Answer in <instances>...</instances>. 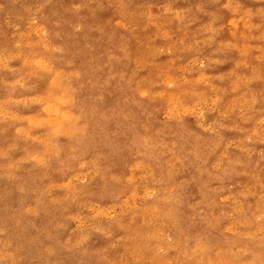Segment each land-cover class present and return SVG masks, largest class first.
Masks as SVG:
<instances>
[{"label":"rangeland","instance_id":"rangeland-1","mask_svg":"<svg viewBox=\"0 0 264 264\" xmlns=\"http://www.w3.org/2000/svg\"><path fill=\"white\" fill-rule=\"evenodd\" d=\"M128 1L0 0V264H185L182 251L190 241L192 227L218 244H229L227 240L236 231L232 218L223 224L216 217L215 222L203 216L193 220L198 202L203 203L206 214L220 203L264 207V42L260 38L264 33V0ZM226 3L242 5L239 16L247 25L232 36L226 34L233 17L230 9L222 8ZM249 47L252 51L244 57V49ZM40 59L54 64L52 68L65 77L71 90L82 82L89 84L87 98L98 108L90 120L94 134L91 136L79 107L70 104L77 111L68 108L76 119L70 126L75 132L82 130V137H68L82 148H95L96 162L81 156L72 159V151L66 150L56 131V114L48 107H59L54 104L61 94L52 83L53 74L48 76L32 67V62ZM247 112L251 117L242 121ZM120 115L129 119L133 133L125 131ZM166 129L176 135L162 137L161 154L131 159L129 166L117 168L115 154L126 152L134 133L147 135L151 130ZM183 131L191 136H183ZM62 149L66 157L59 158L55 152ZM181 150L192 156L200 154L205 173L225 176V182L223 178L206 182L202 174L187 167ZM169 155H173L172 160ZM254 223V231L264 243V222Z\"/></svg>","mask_w":264,"mask_h":264},{"label":"bare ground","instance_id":"bare-ground-1","mask_svg":"<svg viewBox=\"0 0 264 264\" xmlns=\"http://www.w3.org/2000/svg\"><path fill=\"white\" fill-rule=\"evenodd\" d=\"M55 1V0H54ZM94 1V0H93ZM111 1V0H110ZM131 1V0H130ZM130 1H128V2H130ZM136 1V0H135ZM165 1H167V0H165ZM242 1H244V0H242ZM96 2V1H95ZM99 2V1H98ZM103 2H105V1H103ZM150 2V1H149ZM169 2H170V0H169ZM185 2V1H184ZM195 2V1H194ZM80 3V2H79ZM143 3V2H142ZM186 3V2H185ZM190 3H191V1H190ZM200 3H202V2H200ZM85 4V3H84ZM95 4H97V3H95ZM99 4V3H98ZM108 4V3H107ZM135 4V3H134ZM152 4V3H151ZM167 4H169V3H167ZM188 4V3H187ZM198 4V3H197ZM229 5V7H227V8H225L224 7V5ZM226 4H224L223 6H222V8H224V9H230L231 11H232V13H233V17H232V19H231V21L227 24V26H226V34L227 35H229V36H232L233 35V32L235 33V32H240L245 26H247V25H244V23L242 22V16H239L241 13H242V5H240L239 7L238 6H236L234 3L233 4H229V3H226ZM249 4H251V3H249ZM41 5V4H40ZM46 5H47V3H46ZM70 5V4H69ZM101 5V4H100ZM104 5V4H103ZM130 5V4H129ZM48 6V5H47ZM83 6H85L86 7V5H83ZM102 6V5H101ZM114 6V5H113ZM141 6V5H140ZM199 6V5H198ZM58 7H60V6H58ZM98 7H100V6H98ZM143 7V6H142ZM188 7H189V5H188ZM260 7H262V6H260ZM259 7V8H260ZM71 7H69L68 9H70ZM103 8V7H102ZM109 8V7H108ZM129 8V7H128ZM144 8V7H143ZM147 8V7H146ZM181 8V7H180ZM197 8V7H196ZM67 9V8H66ZM79 9H80V7H79ZM99 9V8H98ZM101 9V8H100ZM114 9V8H113ZM148 9V8H147ZM198 9V8H197ZM71 10H72V8H71ZM194 10V9H193ZM99 11V10H98ZM98 11L96 12V13H98ZM105 11V10H104ZM131 11V10H130ZM135 11V10H134ZM184 11V10H183ZM89 12V11H88ZM115 12V11H114ZM181 12V11H180ZM222 12H224V11H222ZM53 13H56L55 11L53 12ZM72 13V12H71ZM75 13V12H74ZM73 13V14H74ZM173 13V12H172ZM225 13V12H224ZM76 14H77V12H76ZM130 14V13H129ZM179 14V13H178ZM184 14V13H183ZM46 15V14H45ZM167 15V14H166ZM253 15V14H252ZM61 16V15H60ZM71 16V15H70ZM114 16H116V15H114ZM161 16V15H160ZM168 16V15H167ZM170 16V15H169ZM206 16V15H205ZM247 17V16H246ZM74 18V17H73ZM122 18V17H121ZM134 18V17H133ZM132 18V19H133ZM166 18V17H165ZM171 18V17H170ZM169 18V19H170ZM223 18V17H222ZM225 18V17H224ZM223 18V19H224ZM227 18V17H226ZM225 18V19H226ZM75 19V18H74ZM168 19V20H169ZM78 20V19H77ZM85 20V19H84ZM121 20V19H120ZM157 20H159V19H157ZM171 20H173V19H171ZM71 21V20H70ZM76 21V20H75ZM143 21H145V20H143ZM165 21H166V19H165ZM223 21V20H222ZM255 21V20H254ZM90 22V21H89ZM113 22V21H112ZM147 22V21H146ZM152 22V21H151ZM155 22H156V20H155ZM258 22V21H257ZM140 23H141V21H140ZM147 23H149L150 24V22H147ZM172 23V22H171ZM170 23V24H171ZM176 23V22H175ZM174 23V24H175ZM199 23V22H198ZM73 24V23H72ZM148 24V25H149ZM137 25V24H136ZM147 25V26H148ZM81 26V25H80ZM90 26V25H89ZM157 26V25H156ZM164 27H165V25H163ZM191 26V25H190ZM193 26V25H192ZM109 27V26H108ZM107 27V28H108ZM167 27V26H166ZM169 27V26H168ZM172 27V26H171ZM82 28V27H81ZM95 29H96V27H95ZM118 29V28H117ZM126 29V28H125ZM161 29V28H160ZM177 30V29H176ZM46 31V30H45ZM75 31V30H74ZM109 31V30H108ZM107 31V32H108ZM126 31V30H125ZM171 31V30H170ZM175 31V30H174ZM177 32V34H178V31H176ZM117 33V32H116ZM130 33V32H129ZM175 33V32H174ZM262 33V32H261ZM74 34V33H73ZM224 34H225V32H224ZM235 34H238V33H235ZM103 35V34H102ZM101 35V36H102ZM42 36V35H41ZM107 36H109V35H107ZM129 36V35H128ZM130 36H132V35H130ZM47 37V36H46ZM74 37V36H73ZM130 38V37H129ZM133 38V37H132ZM222 38H223V36H222ZM260 38H262V40H263V42H264V33L263 34H261V36H260ZM35 39V38H34ZM34 39H33V41H34ZM214 39V38H213ZM215 39H216V37H215ZM32 41V40H31ZM106 41V40H105ZM126 41V40H125ZM133 41H135L134 40V38H133ZM217 41L219 42V41H221V39L219 40V38H217ZM46 42V41H45ZM123 42V41H122ZM47 43V42H46ZM50 43V42H49ZM48 43V44H49ZM220 43V42H219ZM51 44H52V42H51ZM87 45V44H86ZM33 46H35V48L37 47L36 45H33ZM42 46V45H41ZM116 46V45H115ZM140 46V45H139ZM138 46V47H139ZM3 47H5V46H3ZM25 47H27V46H25ZM43 47V46H42ZM51 47V46H50ZM145 47V46H144ZM214 47V46H213ZM28 48V47H27ZM38 48V47H37ZM36 48V49H37ZM64 48L66 49V47L64 46ZM121 47H119V49H120ZM31 49V48H30ZM47 49V48H46ZM91 49V48H90ZM151 49V48H150ZM201 49V48H200ZM199 49V50H200ZM204 49H206L205 47H204ZM250 49H252L251 47H249V48H246V49H244V51H245V53H243V55H244V57H248L249 56V54L251 53V51L252 50H250ZM50 50V49H49ZM61 50V49H60ZM59 50V51H60ZM109 50V49H108ZM122 50V49H121ZM155 50H157V49H155ZM0 51H1V49H0ZM32 51V50H31ZM35 51V50H34ZM39 51H41V50H39ZM43 51V50H42ZM59 51H57V52H59ZM192 51V50H191ZM204 51H206V50H204ZM209 51V50H208ZM261 51V50H260ZM8 52V51H7ZM140 52H142V51H140ZM144 52V51H143ZM180 52V51H179ZM233 52V51H232ZM261 52H263V51H261ZM29 53H30V51H29ZM51 53V52H50ZM147 53V52H146ZM187 53V52H186ZM217 53H219V52H217ZM39 54H40V52H39ZM39 54H36L35 53V55H36V57H37V55H39ZM45 54V53H44ZM137 54V53H136ZM141 53H139V55H140ZM255 54V53H254ZM40 55H42V54H40ZM124 55V54H123ZM176 55V54H175ZM219 55V54H218ZM230 55V54H229ZM237 55V54H236ZM50 56V55H49ZM88 56V55H87ZM227 56V55H226ZM6 57H8V56H6ZM27 57V56H26ZM30 57V56H29ZM35 57V58H36ZM39 57V56H38ZM127 57V56H126ZM139 57V56H138ZM220 57V56H219ZM222 57V56H221ZM220 57V58H221ZM235 57V56H234ZM31 58V57H30ZM50 58H51V56H50ZM135 58V57H134ZM136 58H137V56H136ZM215 58V57H214ZM127 59V58H126ZM137 59H139V61H140V58H137ZM142 59V58H141ZM33 60H34V58H33ZM46 60V59H45ZM45 60H42V59H40V60H38V61H35V62H32V67L34 68V69H36L37 71H39V72H47L48 73V76L50 75V74H53V77L51 78L52 79V83H53V85H57L56 87H58V89H59V91H60V94L61 95H58V96H60L59 98H58V102H57V104H54V105H58L59 107H56V106H52V105H50V106H48V107H50V109H52L53 108V110H54V112H55V114H56V131H57V133H58V135H61V137H63V142H65V145H66V150H71L72 151V153H73V155H72V159H77V158H79V156H81L82 157V159H88L89 161H91V162H96V159L98 158L99 159V157H98V155H97V152H96V150H95V148L93 149V148H91V146L90 145H86V146H84L83 148L81 147V146H79V145H77L73 140H72V138H75V137H82V130H81V132L79 131V132H75L73 129H72V126H70L71 124H73V123H75V120L76 119H74L75 118V116L73 115V113H69V111H68V108H71L72 110H74L71 106H70V104L71 105H74V107H79V110H80V114H81V116H82V118L84 119V120H86L88 123H89V125H88V129H89V132H90V134H91V136L94 134V130L92 129V127H91V125H90V120H91V117H94L95 116V114H96V112L98 111V108H96V106H93V105H91V103L89 102V100H88V95H89V91H90V86H89V84H87V83H80V84H78V85H76L75 86V88H72V90L67 86V84H66V82H64V80H63V78L65 79V77H62L59 73L60 72H58V71H56L54 68H52V65L53 66H55L54 64H48ZM119 60V59H118ZM136 60V59H135ZM145 60V59H144ZM180 60V59H179ZM185 60V59H184ZM257 60V59H256ZM47 61H50V60H47ZM220 61V60H219ZM27 62V61H26ZM29 62V61H28ZM51 62V61H50ZM226 63V62H225ZM27 64V63H26ZM227 64V63H226ZM29 65V64H28ZM28 65H26V67H28ZM31 65H29V66H31ZM103 65V64H102ZM57 66H58V64H57ZM135 66V65H134ZM159 66V65H158ZM230 66V65H229ZM259 66H260V64H259ZM135 68V67H134ZM230 68H233L232 66L230 67ZM153 69V68H152ZM28 70H29V68H28ZM33 70V69H32ZM110 70V69H109ZM137 70V69H136ZM149 70V69H148ZM244 70V69H243ZM259 70V69H258ZM31 71V70H30ZM55 71H56V74H55ZM133 71V70H132ZM174 71V70H173ZM227 71V70H226ZM254 71V70H253ZM38 72V73H39ZM76 72V71H75ZM121 72H123V71H121ZM136 72V71H135ZM147 72H149V71H147ZM193 72V71H192ZM243 72H245V71H243ZM34 73V72H33ZM152 73V72H151ZM171 73V72H170ZM253 73V72H252ZM37 74V73H36ZM41 74V73H40ZM63 74H64V72H63ZM74 74V73H73ZM134 74V73H133ZM195 74V73H194ZM34 75V74H33ZM66 75V74H65ZM68 75V74H67ZM66 75V76H67ZM118 75V74H117ZM116 75V76H117ZM120 75H122L121 73H120ZM152 75V74H151ZM196 75V74H195ZM224 75V74H223ZM226 75V74H225ZM235 75V74H234ZM70 76H71V74H70ZM74 76V75H73ZM111 76V75H110ZM148 76H150L149 74H148ZM206 76H207V74H206ZM37 77V76H36ZM41 77V76H40ZM122 77H123V75H122ZM132 77V76H131ZM188 77H189V75H188ZM229 77H231V76H229ZM29 78V77H28ZM67 78V77H66ZM111 78V77H110ZM150 78H152V76L150 77ZM203 78V77H202ZM235 78V77H234ZM48 79V78H47ZM146 79V78H145ZM229 79V78H228ZM233 79V78H232ZM254 79H255V77H254ZM118 80H119V78H118ZM121 80L123 81V78H121ZM143 80V79H142ZM141 80V81H142ZM153 80H155V78L153 79ZM215 80H218L217 78L215 79ZM230 80V79H229ZM229 80H227V81H229ZM106 81V80H105ZM135 81V80H134ZM185 81V80H184ZM186 81H188V80H186ZM198 81H200V80H197L196 81V83L198 82ZM38 82H40V81H38ZM118 82V81H117ZM252 82V81H251ZM105 83V82H104ZM135 83H137V82H135ZM139 83V82H138ZM141 83V82H140ZM187 83V82H186ZM185 83V85H187ZM235 83V82H234ZM70 84V83H69ZM153 84V83H152ZM164 84V83H163ZM192 84V83H191ZM214 84V83H213ZM233 84V83H232ZM252 84H253V82H252ZM140 85V84H139ZM145 85H146V82H145ZM155 85V84H154ZM183 85V84H182ZM189 85V84H188ZM193 85V84H192ZM192 85H190V86H192ZM29 85H27V87H28ZM142 86H144V85H142ZM147 86V85H146ZM149 86V85H148ZM161 86V85H160ZM180 86V85H179ZM219 86V85H218ZM229 86V85H228ZM14 87H16V86H14ZM30 87V86H29ZM71 87V86H70ZM135 87V86H134ZM140 87H141V85H140ZM140 87H138V90H139V88ZM152 87V86H151ZM159 87V86H158ZM182 88H184L183 86H181ZM188 87V86H187ZM242 87V86H241ZM264 87V86H263ZM262 87V88H263ZM30 88H33V87H30ZM136 88H137V86H136ZM145 88V87H144ZM162 88V87H161ZM173 88V87H172ZM195 88V87H194ZM207 88V87H206ZM227 88H229V87H227ZM56 89V88H55ZM70 89V90H69ZM117 89V88H116ZM163 89V88H162ZM165 89H167V88H165ZM231 89V88H230ZM29 90V89H28ZM160 90V89H159ZM170 90V89H169ZM227 90V89H226ZM226 90H223V91H226ZM233 90V89H232ZM245 90V89H244ZM258 90H260L259 89V87H258ZM33 91V90H32ZM48 91H49V89H48ZM152 91H154V90H152ZM166 91H168V90H166ZM183 91V90H182ZM199 91V90H198ZM229 91V90H228ZM264 91V90H263ZM13 92V91H12ZM47 92V91H46ZM45 92V93H46ZM178 92V91H177ZM181 92V91H180ZM210 92V91H209ZM240 92H242V91H240ZM252 92V91H251ZM257 92V91H256ZM11 93V92H10ZM57 93V92H56ZM59 93V92H58ZM137 93H139V92H137ZM182 93V92H181ZM131 94V93H130ZM167 94V93H166ZM178 94V93H177ZM186 94V93H185ZM205 94H206V92H205ZM209 94V93H208ZM221 94V93H220ZM234 94V93H233ZM259 94V93H258ZM39 95V94H38ZM42 95V94H41ZM53 95H55V94H53ZM187 95V94H186ZM227 95V94H226ZM237 95V94H236ZM8 96V95H7ZM24 96V95H23ZM31 96V95H30ZM56 96V95H55ZM109 96V95H108ZM172 96V95H171ZM213 96V95H212ZM234 96V95H233ZM253 96H255V95H253ZM67 97V98H66ZM141 97V96H140ZM179 97H181V95L179 96ZM191 97V96H190ZM205 97V96H204ZM208 97V96H207ZM229 97V96H228ZM152 98V97H151ZM150 97H149V99H151ZM162 98V97H161ZM166 98V97H165ZM171 98V97H170ZM169 98V99H170ZM181 98H183V97H181ZM203 98V97H202ZM263 98V97H262ZM167 99V98H166ZM176 99H177V97H176ZM175 99V100H176ZM180 99V98H179ZM197 99H199V98H197ZM209 99V98H208ZM252 99V98H251ZM130 100H132V99H130ZM152 100V99H151ZM228 100V99H227ZM230 100V99H229ZM32 101V100H31ZM34 101H35V99H34ZM73 101V102H72ZM160 101V100H159ZM180 101V100H179ZM26 102V101H25ZM28 102V101H27ZM27 102L25 103V104H27ZM33 102V101H32ZM50 102V101H49ZM150 102V101H149ZM172 102V101H171ZM174 102V101H173ZM176 102V101H175ZM178 102V101H177ZM186 102V101H185ZM188 102V101H187ZM201 102V101H200ZM260 102H261V100H260ZM31 103V102H30ZM131 103H133L132 101H131ZM141 103H142V101H141ZM181 103V102H180ZM218 103V102H217ZM75 104H78V106L77 105H75ZM121 104V103H120ZM137 104V103H136ZM165 104V103H164ZM196 104V103H195ZM215 104V103H214ZM228 104V103H227ZM255 104V103H254ZM163 105V104H162ZM176 105V104H175ZM216 105V104H215ZM220 105V104H219ZM234 105V104H233ZM247 105V104H246ZM264 105V104H263ZM171 106V105H170ZM176 106H178L179 107V105L177 104ZM187 106H189V105H187ZM192 106V105H191ZM223 106V105H222ZM175 107V106H174ZM252 107V106H251ZM41 108V107H40ZM43 108V107H42ZM222 108V107H221ZM225 108H226V106H225ZM97 109V110H96ZM184 109H186V107H184ZM217 109V108H216ZM256 109V108H255ZM163 110V109H162ZM247 110V109H246ZM252 110V109H251ZM43 111V110H42ZM75 112H77L76 110H74ZM154 111H155V109H154ZM184 111V110H183ZM196 111H197V109H196ZM40 112V111H39ZM73 112V111H72ZM170 112V111H169ZM193 112V111H192ZM215 112V111H214ZM235 112V111H234ZM237 112V111H236ZM255 112V111H254ZM258 112H259V110H258ZM41 113H43V112H41ZM179 113V112H178ZM181 113H183L182 111H181ZM189 113H191L190 111H189ZM233 113V112H232ZM260 113V112H259ZM264 113V112H263ZM39 114V113H38ZM37 114V115H38ZM45 114V113H44ZM51 114V113H50ZM194 114V113H193ZM192 114V115H193ZM256 114V113H255ZM255 114H253L254 116H255ZM258 114V113H257ZM262 114V113H261ZM158 115V114H157ZM202 115H203V113H202ZM215 115H216V113H215ZM240 115V114H239ZM251 114H250V112H247V113H245L242 117H241V120L242 121H244L243 119H247L246 117H251L250 116ZM36 116V115H35ZM39 116V115H38ZM171 116V115H170ZM179 116H181V115H179ZM178 116V117H179ZM204 116V115H203ZM237 116V115H236ZM46 117H47V115H46ZM224 117V116H223ZM238 117V116H237ZM236 117V118H237ZM156 118V117H155ZM218 118V117H217ZM229 118V117H228ZM194 119H197V117H195ZM221 119V118H220ZM29 120H31V119H29ZM120 120H121V123H122V125H124V129H125V131L126 130H129V131H132V133H133V130H134V128H133V125L130 123V121H129V119L126 117V116H124V115H120ZM146 120V119H145ZM171 120V119H170ZM181 120V119H180ZM188 120V119H187ZM237 120V119H236ZM239 120V119H238ZM254 120V119H253ZM164 121V120H163ZM175 121V120H174ZM205 121V120H204ZM211 121H213V120H211ZM216 121V120H215ZM214 121V122H215ZM162 122V121H161ZM247 122V121H246ZM251 122V121H250ZM46 123H48V122H46ZM180 123H181V121H180ZM219 123V122H218ZM221 123V122H220ZM252 124H253V122H251ZM43 124V123H42ZM41 124V125H42ZM202 124H203V122H202ZM205 124H207V123H205ZM209 124V123H208ZM223 124V123H222ZM221 124V125H222ZM51 125V124H50ZM63 125V126H62ZM215 125V124H214ZM220 125V124H219ZM220 125V126H221ZM233 125V124H232ZM44 126V125H43ZM46 126L48 127V125L46 124ZM165 126V125H164ZM205 126V125H204ZM216 126V125H215ZM227 126V125H226ZM255 126V125H254ZM31 127V126H30ZM53 127H54V125H53ZM201 127V126H200ZM234 127V126H233ZM33 128V127H32ZM36 128V127H35ZM40 128V127H39ZM50 128V127H49ZM83 128H84V126H83ZM143 128H144V126H143ZM194 128V127H193ZM238 128H239V126H238ZM240 128H242V127H240ZM253 128V127H252ZM146 129V128H145ZM245 129V128H244ZM256 129V128H255ZM255 129H253V130H255ZM4 130H5V128H4ZM51 130H52V128H51ZM55 130V129H54ZM79 130H80V126H79ZM167 130V129H166ZM215 130V129H214ZM230 130H232V129H230ZM238 130V129H237ZM19 131V130H18ZM24 132H25V130H23ZM22 131V132H23ZM28 131V130H27ZM31 131V130H30ZM35 131H36V129H35ZM50 131V130H49ZM205 131H207V130H205ZM204 131V132H205ZM212 131V130H211ZM218 131V130H217ZM220 132V131H219ZM222 132V131H221ZM220 132V133H221ZM227 132H228V130H227ZM239 132V131H238ZM26 133V132H25ZM30 133V132H29ZM206 133V132H205ZM207 133H209V132H207ZM243 132H241V134H242ZM255 133H257L256 131H255ZM27 134V133H26ZM32 134V133H31ZM48 134V133H47ZM181 134L183 135V136H191L189 133H187V132H185V131H183V132H181ZM249 134V133H248ZM259 134V133H258ZM260 134H261V131H260ZM32 135H34V134H32ZM172 136V137H174L176 134H174V133H172L171 131H169V130H167V131H162V132H154V131H149V133L147 134V135H140V134H135L134 133V136L133 137H131V139H130V141L127 143V149H126V152L125 153H118V152H116V164H117V168L118 169H123V165H128V163H130L131 162V159H134V160H145L148 156H153V157H155V155H158V154H161V148L163 149V144H162V137H165V136ZM68 136H72V138H69ZM251 136V135H250ZM18 137V136H17ZM113 137V139L115 138V136H112ZM258 137V136H257ZM256 137V138H257ZM264 137V136H263ZM23 138V137H22ZM50 138V137H49ZM103 138V137H102ZM16 139H18V138H16ZM225 139V138H224ZM223 139V140H224ZM231 139H233V138H231ZM240 139V138H239ZM254 140H255V138H253ZM261 139H263V138H261ZM58 140V139H57ZM107 140V139H106ZM105 140V141H106ZM229 140V139H228ZM238 140V139H237ZM170 141V140H169ZM241 141V140H240ZM252 141V140H251ZM256 141V140H255ZM254 141V142H255ZM35 142V141H34ZM108 142V141H107ZM245 142V141H244ZM53 143V142H52ZM106 143V142H105ZM173 143H175V142H173ZM228 143V142H227ZM249 143V142H248ZM54 144V143H53ZM176 144V143H175ZM257 144V143H256ZM53 146V145H52ZM101 146V145H100ZM200 146V145H199ZM230 146V145H229ZM225 147V146H224ZM231 147V146H230ZM9 148H10V146H9ZM49 148V147H48ZM203 148V147H202ZM227 148V147H226ZM236 148V147H235ZM7 149V148H6ZM38 150V149H37ZM46 150V149H45ZM223 150V149H222ZM2 151V150H1ZM50 151V150H49ZM228 151V150H227ZM235 151H237V150H235ZM54 152V151H53ZM222 152V151H221ZM238 152V151H237ZM262 152V151H261ZM4 153H5V151H4ZM46 153H47V151H46ZM56 156L57 157H59V158H64V157H66V154H65V150L64 149H62V150H57L56 152ZM243 153V152H242ZM1 154V153H0ZM6 154V153H5ZM181 154L183 155L182 156V158H184L185 159V157H186V165H187V167L189 168V169H191L193 172H198V173H200V174H202L203 175V177L205 178L204 180L206 181V182H212V181H214V182H219V181H217V180H222V178H223V182H225L224 180L226 179H224V177H222V176H220V177H211V176H208L206 173H205V167H204V165H202L201 164V155L199 154V155H194V156H192V155H189V154H184V152L181 150ZM229 154V153H228ZM237 154V153H236ZM239 154H241L240 152H239ZM251 154V153H250ZM42 155H43V153H42ZM46 155V154H45ZM51 155V154H50ZM238 155V154H237ZM244 155H246V154H244ZM31 156V155H30ZM38 156H41V155H38ZM52 156H54V155H52ZM97 156V157H96ZM100 156V155H99ZM231 156V155H230ZM229 156V157H230ZM239 156V155H238ZM259 156V155H258ZM261 156V155H260ZM28 157V156H27ZM47 157V156H46ZM169 157L171 158L170 160H172L173 159V155H169ZM168 157V158H169ZM246 157V156H245ZM26 158V157H25ZM29 158V157H28ZM107 158V157H106ZM207 158V157H206ZM244 158V157H243ZM27 159V158H26ZM245 159V158H244ZM243 159V160H244ZM254 159V158H253ZM256 159H258V158H256ZM47 160V159H46ZM65 160V159H64ZM151 160V159H150ZM166 160V159H165ZM215 160V159H214ZM217 160H219V159H217ZM228 161L229 160H231V159H227ZM34 161H36V160H34ZM174 161H176V159L174 158ZM179 161V160H178ZM250 160H248V162H249ZM259 161H260V159H259ZM37 162V161H36ZM236 162V161H235ZM238 162V161H237ZM244 162V161H243ZM256 162V161H255ZM164 163V162H163ZM177 163V162H176ZM222 163V162H221ZM37 164V163H36ZM86 164V163H85ZM85 164H84V166H85ZM146 164V163H145ZM254 164V163H253ZM41 165V164H40ZM137 165V164H136ZM144 165V164H143ZM180 165V164H179ZM209 165V164H208ZM251 165V164H250ZM256 165V164H255ZM129 166V165H128ZM140 166V165H139ZM149 166V165H148ZM154 166H155V164H154ZM168 166V165H167ZM220 166V165H219ZM219 166H217V167H219ZM222 166V165H221ZM231 166H233V165H231ZM246 166H247V164H246ZM14 167V166H13ZM141 167H142V165H141ZM210 167H211V164H210ZM248 167V166H247ZM9 168V167H8ZM96 168V167H95ZM97 168H98V166H97ZM149 168V167H148ZM176 168V167H175ZM242 168V167H241ZM251 168V167H250ZM11 169V168H10ZM67 169V168H66ZM88 169V168H87ZM129 169V168H128ZM135 169H137V168H135ZM147 169V168H146ZM168 169H170V168H168ZM182 169V168H181ZM185 169V168H184ZM230 169V168H229ZM240 169V168H239ZM262 169V168H261ZM150 170V169H149ZM212 170V169H211ZM210 170V171H211ZM253 170V169H252ZM251 170V171H252ZM264 170V169H263ZM82 171V170H81ZM131 171V170H130ZM135 171V170H134ZM144 171V170H143ZM152 171H153V169H152ZM221 171H222V169H221ZM226 171V170H225ZM255 171V170H254ZM262 171V170H261ZM260 171V172H261ZM90 172V171H89ZM88 172V173H89ZM149 172V171H148ZM176 172V171H175ZM182 171H180V169H179V172L178 173H181ZM218 172V171H217ZM239 172V171H238ZM243 172V171H242ZM246 172V171H245ZM253 172V171H252ZM64 173V172H63ZM79 173V172H78ZM87 173V174H88ZM133 173V172H132ZM135 173V172H134ZM138 173V172H137ZM142 173V172H141ZM145 173V172H144ZM171 173V172H170ZM231 173V172H230ZM233 173V172H232ZM241 173V172H240ZM255 173H256V171H255ZM75 174V173H74ZM73 174V175H74ZM92 174V173H91ZM91 174H89V175H91ZM94 174V173H93ZM172 174V173H171ZM176 174V173H175ZM174 174V175H175ZM197 174V173H196ZM249 174V173H248ZM85 175V174H84ZM130 175V174H129ZM132 175V174H131ZM135 175V177H136V174H134ZM138 175V174H137ZM178 175V174H177ZM243 175V174H242ZM251 175V174H250ZM253 175V174H252ZM251 175V176H252ZM258 175V174H257ZM64 176V175H63ZM92 176V175H91ZM158 176V175H157ZM232 176H233V174H232ZM254 176H256V175H254ZM259 176V175H258ZM83 177V176H82ZM111 177V176H110ZM173 177V176H172ZM192 177V176H191ZM85 178V177H84ZM90 178V177H89ZM133 178V177H132ZM149 178V177H148ZM152 178H155V177H152ZM159 178V177H158ZM161 178H162V176H161ZM252 178V177H251ZM256 178V177H255ZM263 178H264V176H263ZM111 179V178H110ZM125 179V178H124ZM137 179V178H136ZM145 179H147V178H145ZM160 179V178H159ZM186 179V178H185ZM191 179V178H190ZM157 180V179H156ZM168 180H170V179H168ZM201 180V179H200ZM258 181H260V179L258 178L257 179ZM62 181V180H61ZM79 181V180H78ZM77 181V182H78ZM142 181V180H141ZM150 181V180H149ZM152 181V180H151ZM205 181H203V180H201V182L205 185L206 184V182ZM238 181H240V180H238ZM247 181V180H246ZM82 182V181H81ZM135 182V181H134ZM139 182V181H138ZM182 182V181H181ZM213 182V183H214ZM252 182V181H251ZM72 183V182H71ZM87 183V182H86ZM173 183V182H172ZM175 183V182H174ZM178 183V182H177ZM212 183V184H213ZM228 183V182H227ZM234 183V182H233ZM250 183V182H249ZM255 183V182H254ZM257 183V182H256ZM77 184V183H76ZM132 184V183H131ZM136 184V183H135ZM235 184V183H234ZM251 184H253V183H251ZM259 184V183H258ZM80 185V184H79ZM133 185V184H132ZM138 185V184H137ZM136 185V186H137ZM142 185H144V184H142ZM199 185H201V183L199 184ZM257 185V184H256ZM260 185V184H259ZM61 186V185H60ZM182 186V185H181ZM185 186V185H184ZM184 186H183V188H184ZM121 187V186H120ZM133 187H134V185H133ZM171 187V186H170ZM221 187V186H220ZM235 187V186H234ZM249 187V186H248ZM261 187V186H260ZM61 188V187H60ZM80 188V187H79ZM122 188V187H121ZM140 188V187H139ZM175 188H176V186H175ZM175 188H174V190H175ZM219 188V187H218ZM224 188V187H223ZM222 188V189H223ZM247 188V187H246ZM245 188V189H246ZM256 188H258V187H256ZM49 189H50V187H49ZM63 189H64V187H63ZM78 189V188H77ZM135 189V188H134ZM170 189V188H169ZM207 189V188H206ZM244 189V188H243ZM245 189H244V192H245ZM248 189H250V188H248ZM252 189V188H251ZM144 190V189H143ZM173 190V191H174ZM217 190H219V189H217ZM224 190V189H223ZM230 190H232V189H230ZM254 190V189H253ZM253 190H251V191H253ZM207 191V190H206ZM214 191V190H213ZM228 191V190H227ZM241 191V190H240ZM250 191V190H249ZM259 191V190H258ZM49 192V191H48ZM143 192V191H142ZM152 192V191H151ZM171 192H172V190H171ZM170 192V193H171ZM210 192V191H209ZM220 192V191H219ZM256 192V191H255ZM260 192V191H259ZM257 193V192H256ZM165 194H167V193H165ZM200 194V193H199ZM227 194V193H226ZM240 194V193H239ZM244 194V193H243ZM137 195H138V193H137ZM184 195V194H183ZM71 196H73V195H71ZM150 197H151V195H149ZM148 196V197H149ZM250 196V195H249ZM254 196V195H253ZM257 196V195H256ZM66 197V196H65ZM138 197V196H137ZM136 197V198H137ZM149 197V198H150ZM159 197L160 198H164V196H163V194H160L159 195ZM158 197V198H159ZM173 197V196H172ZM214 197V196H213ZM219 197V196H218ZM237 197V196H236ZM135 198V199H136ZM159 198V199H160ZM170 198H171V196H170ZM220 198V197H219ZM243 198V197H242ZM241 198V199H242ZM262 198V197H261ZM134 199V200H135ZM146 199H148V198H146ZM177 199V198H176ZM257 199V198H256ZM86 200V199H85ZM89 200V199H88ZM164 200H166V199H164ZM171 200V202H172V198L170 199ZM181 200V199H180ZM201 200H202V198H201ZM240 200V199H239ZM90 201V200H89ZM123 201V200H122ZM121 201V203H123ZM136 201V200H135ZM178 201V200H177ZM199 201V200H198ZM206 201V200H205ZM217 201V200H216ZM219 201V200H218ZM243 201V200H242ZM246 201V200H245ZM128 202V201H127ZM138 202V201H137ZM168 202V201H167ZM166 202V203H167ZM195 202V201H194ZM194 202H192V203H194ZM222 202V201H221ZM255 202V201H254ZM129 203H131L130 201H129ZM155 203H157V201L155 202ZM199 204H198V206H195L194 207V209H193V213H194V215H196V216H193V220H200L201 219V217L203 216V217H205V218H207V220L208 219H211V220H214L215 219V217H216V221H218V223H220V224H223V223H225L229 218H232L234 221H233V224L235 223V232L233 231V233H234V236H233V238L232 239H230V240H227L228 241V243L229 244H218V243H215V241H211V240H208L207 238H205L204 236H203V231H201V230H199V229H196V228H194V227H192V229H191V233L188 235V239H190V241L187 243V244H185L183 247H184V249H183V254H182V256H183V260L185 261V264H264V243H262L261 241H260V239H259V236H258V234L256 233V231H254V227H255V223L254 222H256V221H261V222H264V207H257V205L255 206V207H253L252 205H250V203H246V204H244V203H236V202H231L229 205H227V206H225V205H223L224 203H222V205H221V203H220V206H217L216 207V204L214 205V207L212 208V210H211V213L210 214H206L205 213V210L203 209V207H204V205H203V203H200V202H198ZM209 203H211V202H209ZM90 204V203H89ZM126 204V203H125ZM165 204V203H164ZM195 204V203H194ZM98 205V204H97ZM108 205H110V204H108ZM132 205V204H131ZM139 205V204H138ZM93 206V205H92ZM112 206V205H111ZM148 206V205H147ZM156 206V205H155ZM99 207V206H98ZM104 207V206H103ZM125 207H126V205H125ZM124 207V211H125V208ZM139 207V206H138ZM137 207V208H138ZM146 207V206H145ZM144 207V208H145ZM154 207V206H153ZM159 207V206H158ZM160 207H162V206H160ZM164 207H165V205H164ZM83 208V207H82ZM106 208H108V206L106 207ZM119 208V207H118ZM122 208V207H121ZM129 208V207H128ZM155 208H157V207H155ZM197 208H198V210H197ZM120 209V208H119ZM142 209V208H141ZM159 209V208H158ZM164 209V208H163ZM190 209V208H189ZM34 210V209H33ZM104 210V209H103ZM106 210V209H105ZM115 210V209H114ZM129 210V209H128ZM135 210V209H134ZM160 210H162V209H160ZM176 210V209H175ZM90 211V210H89ZM124 211H123V213H124ZM154 211V210H153ZM169 211H170V209H169ZM31 212V211H30ZM33 212V211H32ZM97 212V211H96ZM107 212V211H106ZM109 212V211H108ZM151 212V211H150ZM163 212H165V211H163ZM207 212H209V211H207ZM89 213V212H88ZM87 213V214H88ZM94 213V212H93ZM128 213L130 214V212L128 211ZM167 213V212H166ZM87 214H86V216H87ZM100 214V213H99ZM126 214V213H125ZM131 214H132V212H131ZM140 214H142V213H140ZM168 214V213H167ZM167 214H165V215H167ZM176 214V213H175ZM109 215V214H108ZM124 215V214H123ZM160 215V214H159ZM85 216V215H84ZM102 216V215H101ZM116 216H118V215H116ZM143 216V215H142ZM162 216V215H161ZM111 217V216H110ZM148 217V216H147ZM147 217H145V220H146V218ZM155 217V216H154ZM158 217V216H157ZM160 217V216H159ZM164 217V216H163ZM90 218V217H89ZM92 218V217H91ZM105 218V217H104ZM133 218V217H132ZM165 218V217H164ZM168 218V217H167ZM99 219V218H98ZM102 219V218H101ZM100 219V220H101ZM108 219V218H107ZM114 219V218H113ZM131 219V218H130ZM186 219V218H185ZM71 220V219H70ZM90 220H92V219H90ZM104 220V219H103ZM106 220V219H105ZM143 220V219H142ZM98 221V220H97ZM110 221V220H109ZM141 221V220H140ZM152 221H153V217H152ZM155 221V220H154ZM180 221V220H179ZM195 221V222H196ZM74 222V221H73ZM89 222V221H88ZM87 222V223H88ZM148 222H150V221H148ZM156 222V221H155ZM214 222H215V220H214ZM75 223V222H74ZM152 223V222H151ZM207 223V222H206ZM213 223V222H212ZM83 224H86V223H83ZM150 224V223H149ZM166 224V223H165ZM164 224V225H165ZM170 224V223H169ZM168 224V225H169ZM91 225V224H90ZM170 225H173V224H170ZM87 226V225H86ZM96 226H97V224H96ZM136 226H137V223H136ZM149 226V225H148ZM163 226V225H162ZM167 226V225H166ZM174 226V225H173ZM199 226V225H198ZM225 226V225H224ZM91 228H92V226H91ZM93 228H94V226H93ZM130 228V227H129ZM137 228H139V227H137ZM141 228H142V226H141ZM206 228H208V227H206ZM211 228V227H210ZM90 229V228H89ZM97 229V228H96ZM157 229V228H156ZM170 229V228H169ZM225 229V228H224ZM129 230V229H128ZM131 230V229H130ZM129 230V231H130ZM141 230V229H140ZM165 230V229H164ZM84 231V230H83ZM82 231V232H83ZM154 231V230H153ZM158 231V230H157ZM163 231V230H162ZM221 231V230H220ZM229 231V230H228ZM159 232H161V231H159ZM168 232V231H167ZM166 232V233H167ZM80 233V232H79ZM129 233V232H128ZM127 233V234H128ZM141 233H143V232H141ZM156 233V232H155ZM164 233H165V231H164ZM85 235H86V233H84ZM209 234V233H208ZM151 235H152V233H151ZM81 236V235H80ZM107 236V235H106ZM81 238V237H80ZM83 238H84V236H83ZM115 238V237H114ZM169 238V237H168ZM171 238V237H170ZM218 238V237H217ZM166 239V238H165ZM179 239V238H178ZM114 240V239H113ZM168 240V239H167ZM67 241V240H66ZM70 241V240H69ZM77 241H79L78 239H77ZM76 241V242H77ZM160 241H162V240H160ZM164 241H166V240H164ZM170 241V240H169ZM168 241V242H169ZM171 241H174V240H171ZM181 241V240H180ZM68 242V241H67ZM115 242V241H114ZM163 242V241H162ZM70 243V242H69ZM149 243V242H148ZM185 243V242H184ZM75 244V243H74ZM111 244V243H110ZM162 244V243H161ZM174 244V243H173ZM141 245V244H140ZM178 245V244H177ZM181 245V244H180ZM136 246V245H135ZM179 246V245H178ZM182 246V245H181ZM162 247V246H161ZM180 247V246H179ZM134 248V247H133ZM163 248V247H162ZM178 248V247H177ZM180 249V248H179ZM182 249V248H181ZM97 251V250H96ZM95 252V251H94ZM181 255V254H180ZM102 256V255H101ZM100 256V257H101ZM116 258V257H115ZM114 258V259H115ZM182 258V257H181ZM109 259H112L111 257L109 258ZM113 259V260H114ZM176 259H178V258H176ZM113 260H111V261H113ZM180 260V259H179ZM97 261V260H96ZM176 261V260H175ZM110 264V263H109Z\"/></svg>","mask_w":264,"mask_h":264},{"label":"snow or ice","instance_id":"snow-or-ice-1","mask_svg":"<svg viewBox=\"0 0 264 264\" xmlns=\"http://www.w3.org/2000/svg\"><path fill=\"white\" fill-rule=\"evenodd\" d=\"M224 7L227 8V7H229V5L226 4V5H224Z\"/></svg>","mask_w":264,"mask_h":264},{"label":"clouds","instance_id":"clouds-1","mask_svg":"<svg viewBox=\"0 0 264 264\" xmlns=\"http://www.w3.org/2000/svg\"><path fill=\"white\" fill-rule=\"evenodd\" d=\"M261 123H264V121H261Z\"/></svg>","mask_w":264,"mask_h":264}]
</instances>
